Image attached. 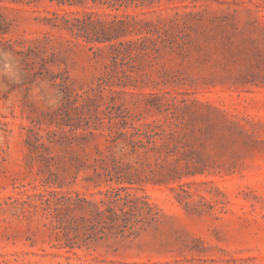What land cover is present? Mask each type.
I'll use <instances>...</instances> for the list:
<instances>
[{
	"label": "rangeland",
	"instance_id": "obj_1",
	"mask_svg": "<svg viewBox=\"0 0 264 264\" xmlns=\"http://www.w3.org/2000/svg\"><path fill=\"white\" fill-rule=\"evenodd\" d=\"M0 264H264V0H0Z\"/></svg>",
	"mask_w": 264,
	"mask_h": 264
}]
</instances>
